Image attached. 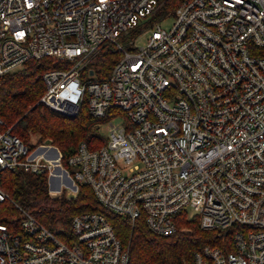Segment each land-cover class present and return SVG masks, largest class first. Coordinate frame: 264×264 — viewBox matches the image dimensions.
Listing matches in <instances>:
<instances>
[{"label":"built area","instance_id":"built-area-1","mask_svg":"<svg viewBox=\"0 0 264 264\" xmlns=\"http://www.w3.org/2000/svg\"><path fill=\"white\" fill-rule=\"evenodd\" d=\"M165 1L0 0V76L49 58L41 101L68 115L85 101L109 124L66 166L0 117V170L47 173L53 198L84 183L96 199L62 236L17 205L0 222V264H129L110 216L167 235L180 212L224 235L183 264H264V0H179L168 13ZM109 51L120 56L100 77L92 64Z\"/></svg>","mask_w":264,"mask_h":264},{"label":"trees","instance_id":"trees-1","mask_svg":"<svg viewBox=\"0 0 264 264\" xmlns=\"http://www.w3.org/2000/svg\"><path fill=\"white\" fill-rule=\"evenodd\" d=\"M178 3L179 0H166L164 11H173ZM119 56L114 51L102 53L92 66L100 77H105ZM50 64L49 58L30 60L22 68L0 76V117L27 144L31 136L36 137L37 143L50 140L62 153V162L67 166L68 158L82 141L92 147L105 143L100 127L106 118L92 116L85 101L73 115L45 105L41 101L45 92L42 74ZM0 189L7 194V198L0 200V222L7 223L17 216L19 205L60 236L69 231L74 214L96 204L93 191L84 183L79 184L74 197H51L45 172L2 169ZM110 221L129 251V264H183L203 245L219 244L224 236L218 230L202 229L198 218H189L185 212L177 214V229L167 235L151 231L143 220L130 221L111 215Z\"/></svg>","mask_w":264,"mask_h":264},{"label":"rangeland","instance_id":"rangeland-1","mask_svg":"<svg viewBox=\"0 0 264 264\" xmlns=\"http://www.w3.org/2000/svg\"><path fill=\"white\" fill-rule=\"evenodd\" d=\"M172 22H173V17L170 16V17L166 18L165 20L160 21L159 24H160L161 27H163V28H169V27L171 26ZM145 39H146V36H145V35H142V36L138 37V38L136 39V41H135L136 45H137V46H141V45L145 42ZM122 119H123V117H122ZM113 122H114V123H120L121 121H120V119H116V120H113ZM100 129H101V133H102L104 136H107V133H108V130H109V124L103 123V124L101 125ZM31 141H32V142L34 141V142L37 143V139H36V137L31 136Z\"/></svg>","mask_w":264,"mask_h":264},{"label":"bare ground","instance_id":"bare-ground-1","mask_svg":"<svg viewBox=\"0 0 264 264\" xmlns=\"http://www.w3.org/2000/svg\"><path fill=\"white\" fill-rule=\"evenodd\" d=\"M45 149L48 150V151H49V150H52V149H50V148H48V147H45Z\"/></svg>","mask_w":264,"mask_h":264},{"label":"water","instance_id":"water-1","mask_svg":"<svg viewBox=\"0 0 264 264\" xmlns=\"http://www.w3.org/2000/svg\"><path fill=\"white\" fill-rule=\"evenodd\" d=\"M47 142H48V143H51V141H50V140H47ZM71 196H73V194H71Z\"/></svg>","mask_w":264,"mask_h":264}]
</instances>
